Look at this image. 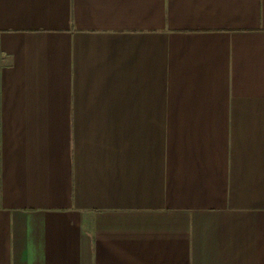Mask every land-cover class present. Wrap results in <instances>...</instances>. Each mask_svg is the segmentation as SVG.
I'll list each match as a JSON object with an SVG mask.
<instances>
[{"label":"crops","instance_id":"1","mask_svg":"<svg viewBox=\"0 0 264 264\" xmlns=\"http://www.w3.org/2000/svg\"><path fill=\"white\" fill-rule=\"evenodd\" d=\"M0 264H264V0H0Z\"/></svg>","mask_w":264,"mask_h":264}]
</instances>
